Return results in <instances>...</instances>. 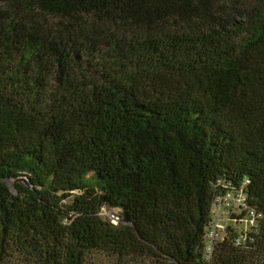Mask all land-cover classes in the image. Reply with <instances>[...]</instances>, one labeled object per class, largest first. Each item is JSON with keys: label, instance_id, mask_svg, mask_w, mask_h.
Segmentation results:
<instances>
[{"label": "trees", "instance_id": "obj_1", "mask_svg": "<svg viewBox=\"0 0 264 264\" xmlns=\"http://www.w3.org/2000/svg\"><path fill=\"white\" fill-rule=\"evenodd\" d=\"M0 2V264H264V0Z\"/></svg>", "mask_w": 264, "mask_h": 264}, {"label": "built area", "instance_id": "obj_2", "mask_svg": "<svg viewBox=\"0 0 264 264\" xmlns=\"http://www.w3.org/2000/svg\"><path fill=\"white\" fill-rule=\"evenodd\" d=\"M248 194L245 184L233 187L217 194L212 203V216L205 233V259L210 261L216 246L227 236L235 235V244H245L249 232L257 231L260 213L250 209L247 205ZM109 218L118 223L122 215L105 212Z\"/></svg>", "mask_w": 264, "mask_h": 264}, {"label": "rangeland", "instance_id": "obj_3", "mask_svg": "<svg viewBox=\"0 0 264 264\" xmlns=\"http://www.w3.org/2000/svg\"><path fill=\"white\" fill-rule=\"evenodd\" d=\"M4 4L2 2H0V7L3 6Z\"/></svg>", "mask_w": 264, "mask_h": 264}]
</instances>
